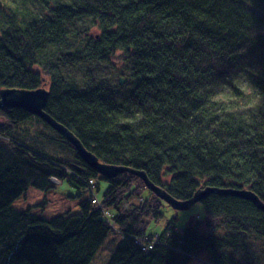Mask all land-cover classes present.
Returning <instances> with one entry per match:
<instances>
[{"label":"trees","instance_id":"1","mask_svg":"<svg viewBox=\"0 0 264 264\" xmlns=\"http://www.w3.org/2000/svg\"><path fill=\"white\" fill-rule=\"evenodd\" d=\"M37 1L0 4V88L36 89L46 78L48 113L101 161L145 172L176 200L211 187L251 188L264 201V0L252 8L247 0ZM78 22L85 28L69 29ZM242 45L248 67L237 62ZM121 78L134 92L115 108L107 97L113 88L124 95ZM0 119V264H96L108 237L87 201L89 210L65 220L12 207L52 175L65 178L57 169L71 168L58 158L65 140L21 136L37 119L21 110ZM127 185L111 182L108 191ZM154 198L145 213L157 220ZM202 205L204 218L182 231L173 220L156 244L138 239L148 214L118 217L124 238L104 264H264V212L215 194Z\"/></svg>","mask_w":264,"mask_h":264},{"label":"bare ground","instance_id":"2","mask_svg":"<svg viewBox=\"0 0 264 264\" xmlns=\"http://www.w3.org/2000/svg\"><path fill=\"white\" fill-rule=\"evenodd\" d=\"M36 2L38 3L37 0H36ZM246 2H247V6L252 8L257 3H260L261 0H247ZM3 7H4V5L1 3V8H3ZM70 30H72V29H70ZM247 44H248V46H250V44L248 42H247ZM247 51H248L247 47H244L243 45L238 47V49H237V56H240V57H238L237 62H238V64H240V65H242L244 67H248L249 66V64L247 63V59H246ZM216 64L217 65H213V66L218 68V69L212 72L214 75H217V73H219L221 71V68L223 66V65L221 66L220 65L221 63L219 64L218 62H216ZM225 75H227V73L223 72V71L219 74L220 77L225 76ZM122 80H125V83H120V81H122ZM127 83L128 82H127L126 78H121L119 80V83H118L120 87H124V92H125L124 95L121 94V93H117V89L113 88L114 92L110 91L111 93L107 97L109 100L112 101L111 105H113L115 108H119L122 105L123 101L125 100L124 97L127 96V94H131V93L134 92L133 91L134 90L133 86L130 83H128V84ZM39 85L40 86L38 88H36V89L7 88V87L4 88V87H2V88H0V90H2V89H13V90H24L26 92L45 90L46 92L49 93V98H48V101H47V105H46V107L44 109V112H45L46 115H48L50 117V121H51L50 123H52V124H49V123L45 122L43 119H41L39 117L33 116L34 118H37L33 122L35 127H37V128L45 127V128H47L46 130L48 132H51V133L54 132L58 136L62 137L66 141V143H69L70 145H72L70 142L67 141V139H65L61 134H59L58 131L54 127H52L56 123L58 126H61L62 128L65 129L66 134L70 138L78 139L79 143H81V144H83L85 146L84 142L76 135L74 130H72L71 128L67 127L66 125L61 123L59 119L53 117L50 113H48V105H49L50 97H51L52 91H53V86H52L51 82H49L46 78L43 77L40 80V84ZM12 110L24 111L23 109H12ZM27 114H29V113H27ZM29 115H31V114H29ZM4 124H5V122L0 119V125L3 126ZM31 139L34 140V141H41L37 137H32ZM65 141H61L62 142V146H66V144L64 143ZM86 149H87L88 153L91 152L92 154H94L88 148H86ZM72 150H76L75 147H72ZM94 156H96V158L98 160H100V158L96 154H94ZM58 158H59V160L64 161L59 156H58ZM47 160L50 161L49 159H46V161ZM79 160H80L79 161L80 163H83V165L86 166L85 168L84 167L81 168V166H79L77 164H71V166H70L71 168H68V167L63 168L64 165H61L60 163H58L57 164V169H58V171H61L62 169H64L65 178L64 179H60V178H58L59 176L52 175L51 178L48 181V185L46 187H44L46 189L39 190V191L44 192L46 194H49L52 191H54V190L60 188L61 186H63V182L64 181H67L69 183L68 185H69V187L71 189H76L77 190V196L68 197V199H71V200H74V201L78 202L79 207H80V211L78 213H80V212L82 213L83 212V209H84L83 206H85V208L87 210H89V208L84 204V203H86V201L89 204H91L92 208H94V209L89 211V212H91V213L95 212V213L98 214V217L100 219L98 221V223L104 229V236L106 238L107 237L109 238V235H111V233L113 232V230L109 229V227L112 226L114 228V226H113L114 220L117 219L120 216L121 217L119 219H121V218L122 219H127L126 217H128V216H129V218H131L132 215L130 213H127V214L125 213V214L121 215V213H120V211L118 209V204L121 202V191H120V189L112 190L111 193L108 190H105L104 192H100L99 191L100 190L99 186H101L103 183H106L107 186H108L107 188L110 189L111 188V182L115 184L116 181H119V182H122V183L126 184L128 179H129V177H134L135 175H133V174H135L136 172H139L140 170H138V169H136V168H134L132 166H119V165H115V164H111V163L108 164L106 162H103L101 160L98 161L96 159H93L91 164H88L87 162L83 161L80 157H79ZM64 162H66V159H65ZM101 166L106 167V169H111L110 167H114V168L115 167H125L129 171V173L128 172H123V173H120L119 175H117L116 178H110L109 176L105 175L103 172H100ZM168 168L171 169L170 166H168ZM84 172H88V174L85 175V177L81 176V173H84ZM141 172H143V171H141ZM135 177H137V176H135ZM137 178H139V177H137ZM133 182H134L133 180L130 181L131 184H133ZM140 182L143 185L144 191L147 190L148 193H152V191H150V188L148 186V184H152V182H153L151 179H149L148 182H146L143 179H140ZM153 184L156 185L155 183H153ZM30 190L31 189H29V191L23 193V195L20 198L15 200L13 202L12 207L14 208L15 203H17L21 199L27 200V197H28V194L30 193ZM247 191H250V192H252L253 194L256 195V193L251 188H250V190H247ZM101 193H102V197H99V194H101ZM196 193H197V191L194 193V195ZM152 194H154V193H152ZM256 196H258V195H256ZM155 197H157V196L155 195ZM159 200L162 201L163 203H165V201H163L162 199H159ZM177 201L185 202V201H181V200H177ZM202 203H203V200L200 203H197V204H202ZM197 204H195V205H197ZM167 207L171 208L169 205H167ZM16 210L18 212H21V213H27V212L30 211L33 215L40 216L37 212H35L33 210L32 206H28L26 210H21V209H16ZM147 210H148V206H147L145 212H147ZM145 212H144V208H142V211L139 214H143ZM74 214H77V213H73L72 211H65V213H63L61 215H58L54 219L62 217L65 220V219H68L70 215H74ZM152 215H154V213H152ZM40 217H42V216H40ZM42 218H44V217H42ZM108 238L106 239V241L104 240L105 242H103V244H102L103 246L102 247L100 246L101 249H100L99 253L97 254V258H98L97 260H99V258L102 259L101 262H98L100 264L101 263L104 264L103 263V259L107 255V250L110 249V247H109V245L107 243L108 242ZM123 238H124V236L122 237V239ZM95 245L97 247V243H95Z\"/></svg>","mask_w":264,"mask_h":264},{"label":"rangeland","instance_id":"3","mask_svg":"<svg viewBox=\"0 0 264 264\" xmlns=\"http://www.w3.org/2000/svg\"><path fill=\"white\" fill-rule=\"evenodd\" d=\"M6 0H0V4L4 3ZM11 3L14 2V0H10ZM84 23V22H83ZM83 23H76L70 26V29L79 31L82 28H85L83 26ZM74 32V31H73ZM75 34V32H74ZM92 37H97L100 34V31L98 29L93 28L91 30ZM122 55V53L115 54V57L119 59V57ZM115 62H113L114 64ZM110 64V63H109ZM96 69L101 68H108V66H104L102 64L95 65ZM108 77H110V74H106ZM29 126V127H28ZM26 126L24 131H22L21 136H26L28 132H30L33 137H36L38 134L41 135L42 132L49 133L45 129H41L35 127L34 123L32 122ZM36 129V131H35ZM32 138V137H31ZM72 147V146H71ZM59 150H61L59 157L63 160L66 159L67 162L72 164L81 165L79 160L77 159V153L75 150H71L68 147L61 146L58 147ZM134 181L133 184L130 183V181ZM128 185L121 190V202L118 204V209L121 213V215L130 212L135 213L137 218H140L138 214L141 212L142 208H144V212L146 211V208H151L152 205L149 203H155L154 194L148 193L147 190L144 191L142 183L135 178L128 179ZM69 183L67 181L63 182V186L60 188L52 191L49 194H46L44 192H41L36 189H31L30 193L28 194L27 200L21 199L17 203H15L14 208L15 209H21L26 210L28 206H32L33 210L37 212L40 216L52 220L58 215H61L65 213V211H72L73 213H78L80 211V207L77 201L68 199V197H75L77 196V190L71 189L68 185ZM107 184L103 183L101 186H99V191L104 192L105 190H108ZM154 195V196H153ZM99 197H102V193L99 194ZM156 201L158 202V208L155 211H158L160 209L161 216L157 219H153V215L151 212L145 213V215L148 214L149 219L146 221L147 224L143 226L142 231L145 232L144 238H138L140 242L146 243L149 241L156 243H159L165 229L171 223L173 220L177 221V229L179 231L184 230L190 220L192 218H204L206 215L205 208L202 204H197L194 207H192L188 211H181L177 212L174 211L172 208L167 207L165 203L159 200V198L156 197ZM149 204V205H148ZM256 207V206H255ZM257 208V207H256ZM143 216V217H144ZM114 228L111 226L113 232L108 238V245L110 247L109 250H107L108 254H113V252L119 247V243L123 240V233L121 230L117 227V224L115 222L113 223ZM106 255V256H107ZM106 260V258L103 259V261ZM102 259L99 258L98 262H101ZM96 264H100V263ZM104 263V262H103ZM102 264V263H101ZM192 264H199L198 262L192 263Z\"/></svg>","mask_w":264,"mask_h":264},{"label":"water","instance_id":"4","mask_svg":"<svg viewBox=\"0 0 264 264\" xmlns=\"http://www.w3.org/2000/svg\"><path fill=\"white\" fill-rule=\"evenodd\" d=\"M120 83H125V80L120 81ZM49 98V93L45 90L38 91H30L26 92L24 90H13V89H2L0 90V111L4 110H12V109H23L25 112L31 114L32 116L39 117L43 119L45 122L50 123V117L45 114L44 109L47 105V101ZM54 127L59 134H61L68 142H70L72 147H75V151L83 161L88 164L92 163L93 159H96V156L91 152L88 153L86 147L79 143L78 139L70 138L64 128L58 126L56 123L52 126ZM100 161V160H98ZM111 169H106V167L101 166L100 172H103L105 175L110 178H116L117 175L123 172L129 171L125 167H110ZM140 179L149 181V178L145 172H136L133 174ZM148 184V183H147ZM150 191L154 193L159 199L165 201L167 205H169L174 211H188L195 204L200 203L205 198L211 195H219V196H231L240 199L247 200L253 203L258 209L264 212V202L255 194L247 190H239V189H219V188H201L197 191V193L190 199L185 202H179L172 196H170L164 189L153 184H148Z\"/></svg>","mask_w":264,"mask_h":264}]
</instances>
